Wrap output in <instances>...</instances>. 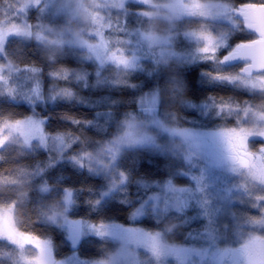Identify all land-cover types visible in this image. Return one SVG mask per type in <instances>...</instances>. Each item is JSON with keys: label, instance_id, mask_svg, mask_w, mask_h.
I'll use <instances>...</instances> for the list:
<instances>
[{"label": "trees", "instance_id": "trees-1", "mask_svg": "<svg viewBox=\"0 0 264 264\" xmlns=\"http://www.w3.org/2000/svg\"><path fill=\"white\" fill-rule=\"evenodd\" d=\"M16 1L0 0V21L17 19L11 11ZM158 1L162 0H129L123 12L114 11L112 17L121 19L123 24L119 25L130 32L135 29L175 35L173 43L180 51L190 46L185 32L227 34L229 44L219 52V61L185 64L176 59L158 62L144 56L138 60L140 67L122 68L112 63L101 65L81 49L19 36L6 40L2 58L34 77L41 86L42 97L30 102L0 95V123L36 115L44 119L46 132L63 135L68 144L63 152L37 145L26 147L18 142L1 147L0 208L12 207L18 229L25 235L48 239L58 259L75 251L87 260H105L119 246L115 239L90 234L81 237L74 248L66 229L55 219L59 213H66L72 220L113 222L157 232L176 244H190V236L206 228L205 219L197 217L194 210L188 215L194 214L192 219L175 210L149 212L141 218L132 216L151 193L161 191L164 183L194 185L190 175L197 170L183 156L157 152L147 146H126L112 172L99 175L72 159L94 152L122 133L126 118L137 110L144 93L157 90L159 116L170 126L198 129L244 126L247 121L242 120L236 108L264 109V91H251L219 79L239 73L244 65L243 60L225 63L223 56L257 36L239 19L233 24L198 16L172 20L152 14ZM224 1L231 2L233 8L248 2H264ZM37 11L36 8L28 11L32 24L38 19ZM113 28L107 31L108 36L124 39L125 33ZM206 104L212 105L209 111L203 108ZM219 105L230 106L231 110L218 112ZM262 142L253 140L250 145L256 148ZM112 175L121 184L108 194L114 183ZM68 189L72 199L66 209ZM242 208L252 217L260 215L251 205ZM16 252L14 244L0 238V264H14Z\"/></svg>", "mask_w": 264, "mask_h": 264}, {"label": "rangeland", "instance_id": "rangeland-1", "mask_svg": "<svg viewBox=\"0 0 264 264\" xmlns=\"http://www.w3.org/2000/svg\"><path fill=\"white\" fill-rule=\"evenodd\" d=\"M127 1L17 0L11 9L17 19L0 21V95L30 102L42 97L41 86L34 77L2 58L6 40L11 36L81 49L101 65L112 63L122 68L140 67L138 62L144 56L158 62L176 59L185 64L219 61V52L229 44L227 34L192 30L184 33L190 46L180 51L173 43L175 35L135 29L130 32L119 25L123 24L121 19L112 17L114 11L123 12ZM155 5L152 14L172 20L198 16L235 24L237 19L231 13L233 4L224 0H162ZM31 8L38 10L35 24L28 19ZM110 28L124 32V39L109 37ZM219 79L251 91H264V73L250 78L234 73ZM158 101L157 90L144 93L137 110L126 118L122 133L94 152L72 159L78 166L99 175L112 172L113 164L126 146H147L157 152L183 156L197 170L190 175L194 185L166 182L132 216L141 218L149 212L161 214L175 210L192 219L194 214L188 215L194 210L197 217L205 219L206 228L191 235L190 244H176L157 232L113 222L72 220L66 213H59L55 219L66 229L74 248L81 237L90 234L115 239L119 246L105 260H87L75 251L58 259L48 239L23 234L14 222L12 207H4L0 208V238L17 247L14 264H264V143L256 152L261 157L248 159L247 163L237 155L235 160H230L234 154L225 150L231 144L250 145L251 140L257 139L264 142V109L236 108L242 120L247 121L244 126L198 129L166 124L159 116ZM210 107L203 106L205 111ZM228 110L230 106L217 107L218 112ZM11 142L26 147H50L59 152L66 150L68 144L63 135L46 132L44 119L36 115L0 123V148ZM112 180L108 194L121 184L113 175ZM66 195L67 209L72 199L69 189ZM244 205H251L260 215L246 214L241 209Z\"/></svg>", "mask_w": 264, "mask_h": 264}, {"label": "water", "instance_id": "water-1", "mask_svg": "<svg viewBox=\"0 0 264 264\" xmlns=\"http://www.w3.org/2000/svg\"><path fill=\"white\" fill-rule=\"evenodd\" d=\"M259 5H264V2H248L240 4L231 10V13L241 20L244 26L257 37L254 40L238 44L223 56L225 63H232L242 59L244 65L240 68L239 73L249 78L257 73L264 72V43H259L261 40V29H264V9L256 7ZM225 150L234 154L230 156V160L236 159L234 144L225 147Z\"/></svg>", "mask_w": 264, "mask_h": 264}, {"label": "flooded vegetation", "instance_id": "flooded-vegetation-1", "mask_svg": "<svg viewBox=\"0 0 264 264\" xmlns=\"http://www.w3.org/2000/svg\"><path fill=\"white\" fill-rule=\"evenodd\" d=\"M242 60V59H241ZM261 73H264V72H261ZM257 74H260V73H257ZM257 74H255V75H257ZM254 76V75H253ZM257 140H259V139H257ZM261 140V139H260ZM251 141H253V140H251ZM251 141H250V143H251ZM263 141V140H262ZM263 143L264 142H262V144L260 143V145L259 144H257L256 146V148H252L251 147V145H247L246 143L245 144H243V145H235V149H236V155L238 156V158L239 159H242L243 160V162H245V163H247L248 162V159H250V160H254L256 157H261L260 155H258V154H256V152H259V150L261 149V147L263 146ZM249 149V150H248ZM251 151L254 153L255 152V154H256V156H255V154H252L251 153Z\"/></svg>", "mask_w": 264, "mask_h": 264}, {"label": "snow or ice", "instance_id": "snow-or-ice-1", "mask_svg": "<svg viewBox=\"0 0 264 264\" xmlns=\"http://www.w3.org/2000/svg\"><path fill=\"white\" fill-rule=\"evenodd\" d=\"M242 7H249V6H242ZM256 7H259L261 9H264V5H259V6H256ZM211 41H209L210 43ZM259 43H264V29H261V40L259 41ZM205 51H207V46L205 47L204 49Z\"/></svg>", "mask_w": 264, "mask_h": 264}]
</instances>
